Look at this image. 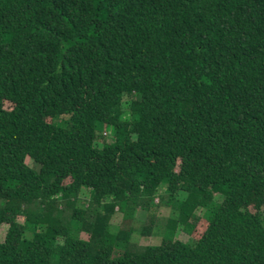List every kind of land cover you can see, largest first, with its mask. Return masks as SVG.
Returning a JSON list of instances; mask_svg holds the SVG:
<instances>
[{
  "label": "trees",
  "instance_id": "16d2710c",
  "mask_svg": "<svg viewBox=\"0 0 264 264\" xmlns=\"http://www.w3.org/2000/svg\"><path fill=\"white\" fill-rule=\"evenodd\" d=\"M3 224L0 264H264V0H0Z\"/></svg>",
  "mask_w": 264,
  "mask_h": 264
},
{
  "label": "rangeland",
  "instance_id": "374dc122",
  "mask_svg": "<svg viewBox=\"0 0 264 264\" xmlns=\"http://www.w3.org/2000/svg\"><path fill=\"white\" fill-rule=\"evenodd\" d=\"M105 131H108V128L107 129L105 128ZM26 162L29 165L34 166L35 169L38 168V165L34 164L30 158H26ZM83 195L85 197H87V191H84ZM170 212H171V209L169 207L160 206L158 208V211L156 214L158 215L159 218H162V217H168ZM144 215H145V211L140 210V209L137 210V212L135 213V216H136L135 219L138 220L137 225L140 224V222H142V221L145 223H153L155 221V217H153V218L148 217V216L144 217ZM196 215L202 216V209L198 208L196 210ZM120 217H121L120 215L114 216L112 222L118 224V222L121 220ZM138 217H140L141 219H139ZM19 220L21 221V218H19ZM205 226H206V221L204 219L200 218V220L197 222L196 229L193 232L192 236L198 237L201 234V232L203 231V229L205 228ZM5 230H6V225H4V224L1 225L0 226V241L4 238ZM81 237L85 238L86 234L81 233ZM174 238H177V239H180L183 241H191V239H192L191 236L189 234H187L186 232H184L181 228H179L178 225L175 229ZM160 240H161V236L154 235V234L141 235L137 232H134L132 235V241H135L137 244H144V245H146V244H157L160 242ZM121 254H122V250L117 249V248L113 249V252H112L113 256H118Z\"/></svg>",
  "mask_w": 264,
  "mask_h": 264
}]
</instances>
